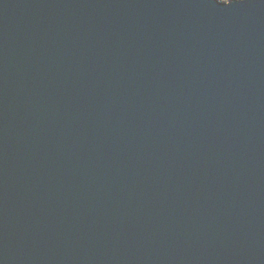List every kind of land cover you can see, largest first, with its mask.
I'll return each instance as SVG.
<instances>
[{"label": "water", "instance_id": "1", "mask_svg": "<svg viewBox=\"0 0 264 264\" xmlns=\"http://www.w3.org/2000/svg\"><path fill=\"white\" fill-rule=\"evenodd\" d=\"M0 264H264V0H0Z\"/></svg>", "mask_w": 264, "mask_h": 264}, {"label": "clouds", "instance_id": "2", "mask_svg": "<svg viewBox=\"0 0 264 264\" xmlns=\"http://www.w3.org/2000/svg\"><path fill=\"white\" fill-rule=\"evenodd\" d=\"M223 3L227 4L230 2V0H222Z\"/></svg>", "mask_w": 264, "mask_h": 264}]
</instances>
